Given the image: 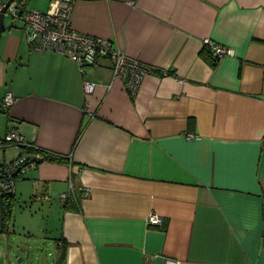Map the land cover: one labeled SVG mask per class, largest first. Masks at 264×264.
Here are the masks:
<instances>
[{
	"label": "crops",
	"instance_id": "1",
	"mask_svg": "<svg viewBox=\"0 0 264 264\" xmlns=\"http://www.w3.org/2000/svg\"><path fill=\"white\" fill-rule=\"evenodd\" d=\"M71 24L173 72L144 75L132 95L108 58L82 69L30 49L23 25L4 28L0 100H16L0 110V143L15 127L70 162L14 178L16 203L35 206L28 220L47 218L53 264L61 248L59 264H264V0H74ZM206 37L234 54L214 61ZM24 151L0 146V164ZM70 180L77 200L61 202ZM152 211L161 225L146 224ZM14 224L2 236L21 230L16 249H32L40 239L15 209Z\"/></svg>",
	"mask_w": 264,
	"mask_h": 264
},
{
	"label": "built area",
	"instance_id": "2",
	"mask_svg": "<svg viewBox=\"0 0 264 264\" xmlns=\"http://www.w3.org/2000/svg\"><path fill=\"white\" fill-rule=\"evenodd\" d=\"M6 2L7 0H0V12ZM73 2L74 0H49L47 9L42 11L38 9L23 10L22 4L18 0H12L5 11V16L9 15L14 19L22 20L23 31L32 50H52L64 54L74 59L82 69L96 64L102 57L108 58L114 76L120 78L127 91L134 95L143 76L150 73L152 66L127 55L110 39L76 31L71 24ZM203 43L218 60L234 54L231 47L219 44L208 37L203 39ZM94 86L93 82L85 80L83 83L84 92L91 94ZM15 100V96L10 91L5 92L0 100V110H7ZM87 107L88 104H86ZM10 145L36 147L35 144L26 141L15 127H11L6 132L0 143V146ZM32 163V161H27V155L23 153L7 163L0 164V194L13 192L15 189L13 172L17 168L23 170ZM78 189L82 190L84 197L90 191L88 188L79 187ZM74 194L75 186L70 180L69 190L62 192L59 199L61 202H65L70 195L74 196ZM162 223L163 217L156 212L152 211L146 217L148 226H159ZM164 264H181V261L167 257Z\"/></svg>",
	"mask_w": 264,
	"mask_h": 264
},
{
	"label": "rangeland",
	"instance_id": "3",
	"mask_svg": "<svg viewBox=\"0 0 264 264\" xmlns=\"http://www.w3.org/2000/svg\"><path fill=\"white\" fill-rule=\"evenodd\" d=\"M18 1L23 5L21 6L23 10L38 9L43 11L47 9L48 5H46V3L49 0ZM11 24L13 25L12 29L14 31H22V20L14 19L11 16L6 15L4 18V28H7ZM11 37L16 38L17 35L14 34ZM14 209L16 215L19 216L20 222L28 221V225H30L31 229L36 233L37 238H39L40 240L36 241V244L32 246V249L28 246H25L24 252L19 251L15 247V242L16 244H23L24 240L27 239L25 235L19 233V231L21 230H16V234L11 233L8 239L4 238L0 233V264H53V261L56 259L57 253L54 246L55 243L53 239L46 238L47 236H45V233H41L42 229H47L48 224L47 220H45L47 219L46 216L42 218V215H40L41 217H37L36 220H28L30 217V213L35 209V206H33L30 201V198H25V200L19 198L17 203L15 204ZM48 223L50 224V222ZM14 229L18 228L14 226ZM31 238L35 239L36 237L31 236Z\"/></svg>",
	"mask_w": 264,
	"mask_h": 264
},
{
	"label": "trees",
	"instance_id": "4",
	"mask_svg": "<svg viewBox=\"0 0 264 264\" xmlns=\"http://www.w3.org/2000/svg\"><path fill=\"white\" fill-rule=\"evenodd\" d=\"M209 53L211 54V57L214 61L218 60L215 56H213V54L211 53L210 50H209ZM151 72L168 74V73H172L173 71L172 70H161L159 68L152 66L150 73ZM20 147H22L25 150L24 152H22V154L25 153L27 155V161L28 162H31V161L35 162L37 160L38 161L49 160V161H58V162L70 163L66 159L67 156L62 155V154H58V153L50 151L48 149H44V148H41L38 146H36V147L20 146ZM32 153L39 154L40 158H35L33 155H31ZM14 178H15V176H14ZM80 191L82 192V190H80ZM82 194H83V192H82ZM74 199L77 200L76 197ZM16 200L17 199H16L14 191L0 194V233H9L10 229L14 225V207L16 204ZM63 252H64V248H61V250L59 251L60 255L57 258L58 264L63 259Z\"/></svg>",
	"mask_w": 264,
	"mask_h": 264
},
{
	"label": "water",
	"instance_id": "5",
	"mask_svg": "<svg viewBox=\"0 0 264 264\" xmlns=\"http://www.w3.org/2000/svg\"><path fill=\"white\" fill-rule=\"evenodd\" d=\"M12 0H7V2L5 3V5L3 6L1 12H0V37H1V34L4 30V18H5V11L9 5V3L11 2ZM21 171V168H17L14 172H13V176H16L19 172Z\"/></svg>",
	"mask_w": 264,
	"mask_h": 264
}]
</instances>
